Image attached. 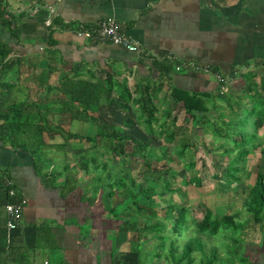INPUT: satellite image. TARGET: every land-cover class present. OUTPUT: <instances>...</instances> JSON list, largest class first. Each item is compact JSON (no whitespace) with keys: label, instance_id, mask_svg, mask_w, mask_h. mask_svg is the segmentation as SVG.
<instances>
[{"label":"crops","instance_id":"obj_1","mask_svg":"<svg viewBox=\"0 0 264 264\" xmlns=\"http://www.w3.org/2000/svg\"><path fill=\"white\" fill-rule=\"evenodd\" d=\"M5 2L11 13H30L21 24L19 21L18 37L0 25V42L12 48L9 56L0 60V111H6L12 102L22 104L18 141L0 135V264H144L136 260L139 254L134 243L138 240L134 233L119 229L111 203L96 184L103 182L106 172L100 167L86 173L79 167L81 156L93 150L99 162L109 161L96 147L91 149L92 141L84 139L94 138L93 146L104 143L98 124L71 119L74 107L61 83L66 79L89 81L103 88L111 76L114 88L110 98L114 101L110 103L101 92L99 101L84 111L99 117L100 124L117 127L104 122L98 113L136 110L132 102L123 108L125 103L119 97L122 85L132 98L149 85L154 89L159 124L166 121V113L173 119L182 117L176 127L184 128L181 126L190 121L194 129L190 115L173 99L172 89L207 94L206 102L214 101L221 92L222 79L231 93L245 92V88L249 93L254 91L253 78L264 80V0ZM106 19L119 22L139 49L130 51L107 38L77 34ZM5 61L10 66H1ZM192 64L198 68L192 69ZM159 102L166 103L160 107ZM79 110L83 108L79 106ZM45 114H57L54 125L82 138H72L60 149H36L34 127H48ZM131 124L128 132L135 129L134 121ZM42 139L57 146L65 143L60 135L48 138L44 133ZM77 146L86 152L70 151ZM5 178L12 181L15 196L7 194ZM9 201H23V213L18 227L8 236L5 204ZM242 231L238 235L241 257L233 263L238 259L236 264H264L260 224L251 220Z\"/></svg>","mask_w":264,"mask_h":264},{"label":"trees","instance_id":"obj_2","mask_svg":"<svg viewBox=\"0 0 264 264\" xmlns=\"http://www.w3.org/2000/svg\"><path fill=\"white\" fill-rule=\"evenodd\" d=\"M29 13V11L11 13L7 10L5 0H0V25L8 28L14 37L19 36V32L17 31L20 26L19 21L21 24L24 21L22 20L23 17L27 16ZM83 29L86 28L84 27ZM11 51L12 48L9 47L7 43L0 42L1 61H4ZM11 61L13 62V60ZM4 65L10 66L8 61H5V63L2 62L1 66ZM1 73L2 70L0 68V74ZM38 79L40 81L41 77L39 76ZM103 85L105 87L102 88L98 83L66 79L62 81L61 88L66 94L70 95L68 99L74 107L69 114L71 119H87L94 121L99 126L98 135L103 138V144H105L104 147L106 150L109 149L116 154H125L126 157L135 156L143 162L144 168L140 172V175H142L140 181L126 171L116 174L112 178L107 161L99 162L94 155L93 148L98 147L93 146L95 144V139L90 136L84 138L87 141H92L93 145L91 149L93 151H89L86 156H81L79 167L86 173L91 172V170L94 173V171L100 167L102 173L106 172V176L102 180L103 182L99 183L97 181L96 184L102 187L105 193V199L111 203L113 216L119 219V229L134 233L138 241L143 236L145 237V241L150 242V240H156V246L153 250L154 256L161 257L164 254L163 251L166 250L164 259L171 260V264H211L214 261L213 257H216L217 248L215 246L211 247L210 254L212 258H210L209 254L207 255L206 253V244L201 234L217 236L220 232L228 230L234 233L230 237L232 244H229L227 247L229 255H234L235 258L238 255L241 257L239 249L241 239L238 235L240 231L246 227L247 222L239 219L238 213L217 214L210 208H206L201 218H195L189 213L186 206L170 201L166 202L167 204L163 207V216L159 215L157 197L165 201V199L168 200L165 195L175 191L171 177H173L176 172L169 166L168 159L162 162L165 165L163 168L158 166V162L164 159V155L166 157L167 152H164L161 156H154L150 149L151 141L149 138L142 140L121 127L106 123L100 124L99 117L84 111L87 110L90 105L99 101L101 92H104L106 99H110V103L112 102L113 99L110 98V93L114 88V80L111 76H107ZM122 86L119 97L125 103L123 108H126V105L130 102L135 104L136 120L144 121L147 132L151 135L153 132V124L158 120L157 106L154 102L155 98L152 95V90L154 89L149 85H145L138 91V94L132 98L131 93L127 91L126 85L123 84ZM262 88H264V83ZM172 96L177 103H181L186 114L190 115L194 129L208 126L212 128L215 134L231 141L232 146H223L226 152L238 151L239 159H244L258 147L259 131L262 129L264 133V98H262L264 95L258 97V91L249 93L248 104H241V101L237 100V106H233L231 102H228L226 104L227 110L222 109L217 111L214 121H211L208 117L210 112L215 110V107H212V109L207 106L205 98V96H208L207 94L202 95L196 92L173 88ZM20 106H22V104L12 102L6 111H0V119L3 120L0 124V135L5 140L18 141L17 133L19 131V126L22 124ZM79 106H81L83 110H79ZM54 115L55 114H45L44 119L48 127L45 125L34 127V147L38 150L41 149L44 151L45 148L50 150L54 147L60 149L59 147L66 145L68 140L72 138H82L79 133L54 125L52 122L56 119L57 114L55 118H52ZM165 115L168 116L166 113ZM193 119L196 120L195 125ZM57 120H61V116L57 118ZM127 120L128 125L131 126V120ZM164 124L165 121L159 125L162 127ZM178 130L185 132L187 128L177 127L176 130L170 131L166 136V141H172ZM44 133L47 134L48 138L60 135L65 139V143L58 146L46 143L42 139ZM189 142V140L182 141L183 146L179 153L180 156H183L187 148H189L191 144ZM127 153H129V155ZM238 162V156L234 155L227 171L228 177L234 180H239V176L236 173L237 170L240 169L237 165ZM185 167L194 168L195 161L189 160L185 163ZM97 178H99V176H97ZM181 179L184 184L201 185V178L196 175H191L189 177L182 176ZM115 208L117 209L116 212ZM244 208L247 213L251 215L252 222L254 224H260L262 231L264 229V225L262 228L264 216L263 168H258L256 170L254 182L249 187L244 200ZM138 217H143V223L140 222ZM262 232H264V230ZM183 235H187V240L182 246H179L177 242L179 238L177 236L181 237ZM197 252L203 256V259L198 262L196 261ZM136 253L140 255L139 247H137ZM136 260L139 261V257Z\"/></svg>","mask_w":264,"mask_h":264},{"label":"rangeland","instance_id":"obj_3","mask_svg":"<svg viewBox=\"0 0 264 264\" xmlns=\"http://www.w3.org/2000/svg\"><path fill=\"white\" fill-rule=\"evenodd\" d=\"M48 20L51 21L52 19ZM262 80L257 77L253 78V81L251 82L253 84V87L251 88L254 90L253 92L258 91V97H261L264 94V88L260 87V85H263L264 83V80L263 82ZM245 90V92L234 94L229 90L224 89L223 92L218 93V95L214 98V101L209 100L207 102L209 106H212V104L215 105V110H212V108V112L208 115L210 120L214 121L216 112L226 109V104L228 102H231L233 106L237 104V100H240L241 104H248L249 92L247 88H245ZM163 101H166V99H163ZM165 103L166 102H159L157 104L161 107L162 105H165ZM98 114L102 116L104 122L118 124L119 127L127 131L129 128L127 119L134 121L135 129H132L129 132H133L136 136L142 138V140L149 137V140L151 141L150 149L152 150L154 156H161L164 152H167L166 157L164 155V159H161L158 162V166L163 168L165 165L162 162L167 159L169 160V166L174 172H176V174L171 177L172 185L173 188H175V191L165 195L168 200L165 199L164 201L162 198L157 197V209L160 216H163L164 214L163 207L167 204L166 202L172 201L186 206L189 213L195 218H201L204 215L206 208H210L217 214L238 213L239 219L245 220L247 223L251 221V215L247 213L244 208V200L249 187L254 182L256 170L258 168L264 169V133L262 129L259 131L258 147L254 150V152L249 153L244 159H239L238 151L226 152L224 150V145L232 146L230 140L215 134L212 128H209L208 126H205L202 129L190 128V121H186V124L181 126L190 129H187L185 132L178 130L172 141H166V136L170 133V131L177 129L176 122L181 121V116L178 119L177 117L173 119L169 116L163 115V117L166 118L165 124L161 127L158 122H155L152 127L153 132L149 135L144 121L136 120L134 107H132V110L124 113L116 112L113 109L109 112L104 110L102 113L99 112ZM195 124L196 120L194 122V125ZM183 140H189V143L191 144L185 151V154L180 156L179 153L183 146ZM79 145L82 146L81 144ZM84 146L86 145L84 144ZM104 146L105 144L98 146L96 151L103 159L109 161V163H107L110 168L112 178L114 175L126 171L138 181L142 179L140 172L144 166L141 159H138V157L135 156L126 157L125 154L115 153V155L109 149L106 150ZM73 150L75 153L77 150L83 153L86 152L79 146L72 148L70 151L73 152ZM127 154L129 155V153ZM110 155L113 156V158H111ZM234 155L238 156L239 160L237 165L240 169L236 172L239 176V180L231 179L227 175L228 167L231 165V160ZM121 158H124L125 161H120ZM189 160L195 161L194 168L185 167V163ZM191 175L199 176L201 178V185L196 186L192 184H184L181 179L182 176L189 177ZM103 178L104 176L102 179ZM86 184L88 183H84V185ZM116 211L117 209L115 208V212ZM138 219L141 223H143V217H138ZM262 221L263 228L264 216ZM252 231H254V229ZM232 234L234 233L228 230L220 232L217 236L201 234L206 244V253L207 255L209 254L210 258H212V255L210 254L211 247L215 246L217 248L216 257H213L214 261L212 264L237 263L238 259L236 260V263H233L235 256L231 254L229 255L227 248L229 244H232L230 239ZM240 234L242 235L243 231H240ZM177 237L179 238L177 239L179 246H182L187 240V235ZM156 242V240H150V242L145 241L144 238H140L139 241L135 240V247L140 248V263L171 264V260L164 259L166 250L163 251L164 254L161 257L154 256L153 250L156 246ZM236 258H238V256ZM201 259H203V256L197 252L196 261L198 262Z\"/></svg>","mask_w":264,"mask_h":264},{"label":"built area","instance_id":"obj_4","mask_svg":"<svg viewBox=\"0 0 264 264\" xmlns=\"http://www.w3.org/2000/svg\"><path fill=\"white\" fill-rule=\"evenodd\" d=\"M80 36L92 37V38H107L111 40V42L115 44H119L130 51H137L138 45L131 41L123 32L122 26L119 22L114 19H106L100 20L97 26L92 29H81L77 32ZM181 66H176V69H180ZM192 69L198 68V66L191 65ZM221 81V89L223 92L224 83L223 79ZM12 181L8 178H5V188H7V194L10 196H15L16 192L14 187L12 186ZM5 212H6V228L8 236L14 232V230L18 227L20 219L23 213V201L17 202H7L5 204Z\"/></svg>","mask_w":264,"mask_h":264}]
</instances>
